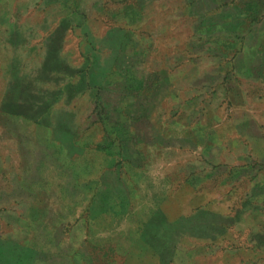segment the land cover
Listing matches in <instances>:
<instances>
[{"label": "rangeland", "instance_id": "374dc122", "mask_svg": "<svg viewBox=\"0 0 264 264\" xmlns=\"http://www.w3.org/2000/svg\"><path fill=\"white\" fill-rule=\"evenodd\" d=\"M129 237L264 264V0H0V264Z\"/></svg>", "mask_w": 264, "mask_h": 264}, {"label": "trees", "instance_id": "16d2710c", "mask_svg": "<svg viewBox=\"0 0 264 264\" xmlns=\"http://www.w3.org/2000/svg\"><path fill=\"white\" fill-rule=\"evenodd\" d=\"M132 244V239L129 237L119 244L106 243L103 246L94 247L93 251L96 253L91 259V262L86 264H125V259L128 256L131 258L129 260L131 264H140L143 256L140 255L139 250H137ZM165 246L170 250L173 244L172 242H166ZM162 252H159L160 254H158V257L164 256L163 254L165 252Z\"/></svg>", "mask_w": 264, "mask_h": 264}, {"label": "water", "instance_id": "95a60500", "mask_svg": "<svg viewBox=\"0 0 264 264\" xmlns=\"http://www.w3.org/2000/svg\"><path fill=\"white\" fill-rule=\"evenodd\" d=\"M175 243V242H174ZM174 245V244H173Z\"/></svg>", "mask_w": 264, "mask_h": 264}]
</instances>
